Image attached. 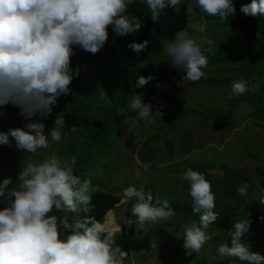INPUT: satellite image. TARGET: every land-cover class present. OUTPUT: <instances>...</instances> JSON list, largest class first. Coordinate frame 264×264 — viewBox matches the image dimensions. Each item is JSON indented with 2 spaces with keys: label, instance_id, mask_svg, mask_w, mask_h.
Segmentation results:
<instances>
[{
  "label": "rangeland",
  "instance_id": "rangeland-1",
  "mask_svg": "<svg viewBox=\"0 0 264 264\" xmlns=\"http://www.w3.org/2000/svg\"><path fill=\"white\" fill-rule=\"evenodd\" d=\"M261 20L247 30L256 36L253 40L246 33L228 27L226 21L204 15L194 7L186 30L208 58L205 76L196 82L184 81L185 74L170 65L163 50L136 67L114 60L104 48L94 55H73L72 67L79 68V75L69 85L71 92L58 98L53 112L44 120L47 133L58 116L64 118L62 141L53 142L48 149L35 154L17 150L14 142L11 146L0 145V183L11 177L9 188L14 187L23 165L29 161L40 163L53 152L69 161L75 156L74 171L82 179L90 178L96 192L122 195L124 189L135 186L145 194L152 190L154 199H167L174 207L176 215L169 221L136 227L131 244L127 242V229H123L122 236L118 234L117 238L125 242L123 251L134 255L136 264H241L236 258L221 261L217 254L220 244H230V230L240 219L251 221L249 232L242 239L251 251L264 255V204L257 201L259 189L264 188V49H261L264 20ZM208 40L212 43L208 44ZM140 76L153 79L136 88ZM237 80L250 81L258 87L229 98L231 84ZM130 87L133 88L128 98L120 106L121 96ZM134 91L153 105V113L157 114L154 124H145L130 109ZM101 92L108 94L107 102L99 100ZM114 108L118 113L116 123L110 116ZM18 113L19 109L12 105L0 123V132L24 127L26 121ZM102 122L108 123L105 135H109L106 141L109 140L110 146L101 141V152L85 158V149H80V144L86 145L90 140L82 137L78 141L75 130L98 132ZM189 167L205 174L211 183L218 214V220L208 230L212 238L191 256L186 254L183 239L175 235L181 223L198 219L192 213L188 182L182 179ZM212 168L224 173L210 175L207 170ZM245 182L249 185L248 195L241 196L237 188ZM134 203L135 197L115 210L120 220L125 216V205L131 212ZM5 206L0 203V208ZM50 214L62 215L55 209Z\"/></svg>",
  "mask_w": 264,
  "mask_h": 264
},
{
  "label": "clouds",
  "instance_id": "clouds-1",
  "mask_svg": "<svg viewBox=\"0 0 264 264\" xmlns=\"http://www.w3.org/2000/svg\"><path fill=\"white\" fill-rule=\"evenodd\" d=\"M186 2L189 18L194 7L221 22L236 13L234 0H139L147 6L154 23L166 9L180 14ZM135 4L137 0H0V107L13 105L26 121L23 128L0 132V145L14 142L17 150L35 154L62 141L64 118L58 116L47 133L44 120L53 112L58 98L71 92L69 85L79 75V68L72 67L75 49L97 54L109 40V29L117 36L138 32L143 20L129 12V6ZM240 11L264 16V0H251ZM148 44L147 40L133 42L128 48L140 53ZM162 49L170 65L185 74L184 81L196 82L205 76L208 58L186 29L163 41ZM152 79L140 76L135 87L142 88ZM256 87L250 81H233L228 96L245 95ZM107 97L106 92L99 94L100 101L107 102ZM129 107L145 124L155 123L153 105L146 103L142 94L134 91ZM75 165V156L69 161L53 152L40 163L23 165L14 187L9 188L11 177L3 179L0 203L6 206L0 208V264H136L135 256L123 251L124 240L120 239L117 246L118 234L122 236L127 229V242L131 244L136 227L175 217L167 199H154L151 191L145 194L134 186L133 196L124 203L135 197L131 212L125 205V216L120 220L115 210L124 204L115 205L111 208L114 218L106 213L97 219L91 215L95 208L92 194L97 188L90 178L82 179L74 173ZM182 179L188 182L192 213L198 219L181 223L175 235L183 239L186 254L191 256L212 238L208 230L218 220L216 196L202 172L189 167ZM248 187L245 182L237 192L247 196ZM257 196V201L264 204V188ZM53 209L62 215L50 214ZM250 224L249 219L234 223L230 244L217 247L221 261L236 258L241 264H264V255L251 251L242 239Z\"/></svg>",
  "mask_w": 264,
  "mask_h": 264
},
{
  "label": "trees",
  "instance_id": "trees-1",
  "mask_svg": "<svg viewBox=\"0 0 264 264\" xmlns=\"http://www.w3.org/2000/svg\"><path fill=\"white\" fill-rule=\"evenodd\" d=\"M234 2L236 5V13L235 15L229 17L228 20H226V25H229L230 28H234L236 30L246 33L248 37L255 40L256 36H251L247 33V30H249L259 20L262 19L261 21H263L264 16H249L245 15L240 11L241 6L244 4L251 3V0H234ZM186 8L187 2L181 7L180 14H176L175 11L171 8L166 9L165 13L161 16L160 21L158 23H154L150 18L147 6L140 4L139 0H137V4L129 6V12L131 14L139 15L141 17V19L143 20L142 28L136 33H130L125 36H117L111 31V29H109V40L104 46V49L114 60L128 67H136L140 63L148 60L153 54L162 51L163 41L173 38L177 31L188 28L189 17L186 15ZM145 40L149 41L148 47L140 53L131 51L128 48V45L130 43H142ZM260 43L261 42L259 41L258 44ZM261 49H264V45H261ZM78 54L91 53L86 52L77 47L75 49L74 55L76 56ZM228 60H231V57ZM132 88L133 87H130L128 93L123 94V96H121V100H119L118 102L120 106L125 103V99L128 98V94ZM11 106L12 105L9 104L7 106L0 107V123L3 122L6 118L7 112L9 111ZM116 112L117 108L113 109V115L112 112H110V116L113 117V122L115 123L118 121V113L116 114ZM111 117H109V119ZM104 123L106 122H102L101 129L98 132L79 133L77 129L75 130L76 138L78 139V141H80L82 137H86L87 140H90V142L86 145H81L79 143L80 149H85V158H87L90 154H99L98 152H101L103 147L101 141L103 142V145L110 146V142H108L109 140L106 141V138L109 135L107 133V135H105V132H107L105 131V129H107L108 123ZM80 162L81 160L79 161V163ZM74 173L78 175L77 172L74 171ZM92 196L95 208L92 211L91 215H94L97 219H102L109 209L115 207V205L120 201L122 195L113 192H94ZM218 223H221V221Z\"/></svg>",
  "mask_w": 264,
  "mask_h": 264
},
{
  "label": "water",
  "instance_id": "water-1",
  "mask_svg": "<svg viewBox=\"0 0 264 264\" xmlns=\"http://www.w3.org/2000/svg\"><path fill=\"white\" fill-rule=\"evenodd\" d=\"M207 173L210 175H222L224 173L223 170L221 169H208ZM133 192H135V188L134 186L128 187L127 189H125L122 193H123V197L121 198V200L116 204V207L121 206L122 204H124L125 202L128 201L129 198H131V196H133ZM114 209H110L107 213H110L111 215L113 214Z\"/></svg>",
  "mask_w": 264,
  "mask_h": 264
},
{
  "label": "crops",
  "instance_id": "crops-1",
  "mask_svg": "<svg viewBox=\"0 0 264 264\" xmlns=\"http://www.w3.org/2000/svg\"><path fill=\"white\" fill-rule=\"evenodd\" d=\"M151 191H152V190H151ZM152 193H153V191H152ZM119 240H120V238H119V239L117 238V241H116L117 246H118V244H119ZM143 263H145V262H143Z\"/></svg>",
  "mask_w": 264,
  "mask_h": 264
},
{
  "label": "bare ground",
  "instance_id": "bare-ground-1",
  "mask_svg": "<svg viewBox=\"0 0 264 264\" xmlns=\"http://www.w3.org/2000/svg\"><path fill=\"white\" fill-rule=\"evenodd\" d=\"M113 216V218H114V215H112Z\"/></svg>",
  "mask_w": 264,
  "mask_h": 264
}]
</instances>
